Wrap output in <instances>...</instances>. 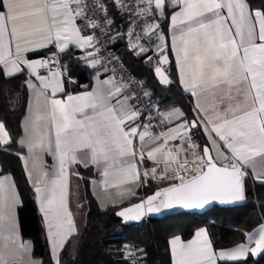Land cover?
<instances>
[{
  "label": "snow or ice",
  "instance_id": "6c2138e0",
  "mask_svg": "<svg viewBox=\"0 0 264 264\" xmlns=\"http://www.w3.org/2000/svg\"><path fill=\"white\" fill-rule=\"evenodd\" d=\"M115 2L121 4V0ZM98 6L106 11L105 6ZM85 7L83 0H0V77L11 78L26 67L44 89L26 82L36 92L20 143L26 145L32 160L29 179L36 173L33 187L40 198L55 264H60L59 252L76 230L68 208V166H96L109 197L134 195L129 185H135L141 177L134 162L138 155L136 138L141 145L146 137L154 144L160 142L146 158L163 164L159 179L171 177L178 183L150 196L147 209L140 203L118 212L124 221L139 220L145 213L162 209H202L213 202L229 205L243 201L248 169L264 184V10L253 11L246 0H137L139 16H154L159 11L163 17L167 8L179 9L171 16V45L181 83L185 91L197 97L196 108L203 113L204 131L216 152L213 156L208 146L192 143L190 135L186 148L168 146L171 140H184L191 128L199 127L198 121L158 135L149 130L150 125L138 124L141 112L128 103L134 97L121 98L119 86L57 98L58 92L65 91L62 73L50 71L51 79L42 76L37 69L47 67V62L30 61L22 53L53 43L60 52L69 47V42L80 48H95L93 35H82L76 24L77 17L85 16ZM122 7L127 9L126 4ZM88 26L98 25L89 20ZM158 27L148 24L145 34ZM159 39L158 49L163 51L165 38L160 35ZM131 46L138 48V55L146 51L143 45ZM94 55L88 52V56ZM98 62L93 60L92 66ZM160 63H168L167 55L160 57ZM155 72L162 84L170 83L159 66ZM221 86L225 87V96L218 101L216 90ZM201 97L208 101L207 106L199 102ZM166 116L171 120L184 114L174 109ZM10 143L9 133L0 122V145ZM182 152L188 154L181 158ZM44 155L57 162L48 171ZM139 159H145L143 152ZM151 174L157 178L155 167ZM20 203L10 177L0 178V264H43L32 258L31 244L21 240L16 214ZM252 242L255 247L240 244L217 253L207 230L200 229L190 240L175 236L169 244L173 264H218L264 255V226Z\"/></svg>",
  "mask_w": 264,
  "mask_h": 264
},
{
  "label": "trees",
  "instance_id": "16d2710c",
  "mask_svg": "<svg viewBox=\"0 0 264 264\" xmlns=\"http://www.w3.org/2000/svg\"><path fill=\"white\" fill-rule=\"evenodd\" d=\"M246 2L253 10H264V0ZM100 3L106 8V11L102 8L104 20L111 21L108 23L111 34L118 35L120 40L116 48L117 56L142 82L151 101L160 108H178L188 123L196 121L192 99L181 92L174 65L169 66L172 84L162 87L154 76V63L148 59L150 56L145 52L138 55V48H132L129 43V24L122 5L115 0H100ZM173 10L167 8L164 13L160 24L163 32L167 30ZM151 17L155 18L156 13ZM49 52L30 57H44ZM59 58L64 72L65 95L87 89L94 70L79 57L78 51L70 49ZM26 78L25 73L11 78L0 77V122L4 123L11 139L9 145L0 147V175L9 174L14 180L21 202L18 209L20 232L23 240L32 243V256L43 264H55L35 193L21 162L23 150L18 145L27 103ZM70 80L74 81L71 85ZM191 136L201 148L208 146L200 125L193 128ZM77 170L78 201L80 214L85 218V228L83 234L72 236L66 243L59 255L60 264H171L168 242L175 236L187 241L197 229L206 228L214 250L218 251L242 244L250 232L259 225L264 226V184L256 183L248 176L244 178L242 207L214 208L203 215L178 214L162 220H148L140 225L124 226L117 212L160 190L158 186H143L126 205L100 210L89 186L94 178L92 169L78 167ZM220 264H264V255L257 259L247 257L245 261Z\"/></svg>",
  "mask_w": 264,
  "mask_h": 264
},
{
  "label": "crops",
  "instance_id": "0c3cea01",
  "mask_svg": "<svg viewBox=\"0 0 264 264\" xmlns=\"http://www.w3.org/2000/svg\"><path fill=\"white\" fill-rule=\"evenodd\" d=\"M119 5L121 6V4H119ZM73 7H75V6H73ZM178 10L179 9H174L173 12L170 14L169 20H168L167 30L165 32H163L161 27H160V24L163 22V17L160 16L159 11H156V17L155 18L151 17L150 19H148V21L146 23V27H147L148 24H158L159 25V27L154 29V31L148 33L152 37V39L154 40V44H153V55H154V58L151 57V60L154 63L153 73H154V76H155L156 80L158 81L159 85H161L162 87H169L172 84V82H173L172 78H171V76L169 74V66L171 64L174 65L175 71H176L177 84H178L181 92L183 93V95L189 96L192 99L194 113H195V119H196V121L199 122L201 130H202V132H203V134L205 136V139L207 141L208 147L212 150L211 151L212 155L215 156L216 152L213 149L212 144L208 140L207 133L204 131V123H206V121H203V113H199L197 108H196L197 97H193L189 92L185 91V89L183 87V84L181 83L179 70H178V67H177V64H176V54H175V52L172 49V45H171V40H172L171 16ZM255 10H253V11H255ZM76 24L79 27L80 32H81L82 35H84V36L91 35V32H90L88 26L86 25L85 16L77 17L76 18ZM81 25H83V26H81ZM160 35H163L164 38H165L164 45H163V51H160L158 49V46L161 45V41L159 39ZM116 37L118 38V41L117 40L116 41L119 42L120 40H119L118 35H116ZM129 43H130V45L135 43V41H134L132 36L129 37ZM13 47H14V45H13ZM70 49H76L78 51V53H79V57L85 62L86 65H88V67H90L91 69L94 70V75L91 78V81H90V83L88 85V88L85 89V90H82L80 92H77V93H69L70 95H74V96L82 95V94H85V93L93 92L96 89L108 90V89H111L113 87V85H116V86H119V87L122 88L121 98L124 95H128L126 90H125V88L120 84V82H118L114 77H112V75L105 68L100 66L99 62L95 66H92L91 62L93 60L98 61V57L96 55L95 48H80L78 45L69 42V47L66 48L64 52H60L59 49L53 43V44H49L47 48L39 49V50H36V51H30V52H27V53H22V55L26 59H28L30 61H38V60H44V57H34V58H32L30 56L32 54L46 52V51L53 52V53H55V54H57L59 56L61 54H64V53L68 52ZM88 52H95V55L94 56H88ZM164 55H167V57H168V63L167 64H161L160 63V57L164 56ZM157 66H159L164 71V73H165V75H167L170 83L162 84L160 82V78L157 76V74L155 72V69H156ZM22 67H24V66H22ZM42 68H38L37 69V71H38V73L40 75H41V72H42ZM56 71H59V72L62 73L61 79L63 81L64 90H66L63 70H54V71H51V72H56ZM22 73H25L26 77H27L26 81H25V87H26V90H27V103H26L25 114H24V117L22 118V121H21V137L19 139L18 145L23 150V154L21 156V162H22V165H23L27 180H28L31 188L33 189V191L35 193L36 202H37V208H38V211H39V213H40V215L42 217V220H43V223H44V226H45V230H46V234H47V238H48V241H49L47 224H46V221L44 219V215H43V213L40 210V208H41L40 198L38 197V194L35 192V189L33 187V182L36 179V173L32 174V180H30L29 179V172L32 171V160H31V157H30V154L28 152V149H27L26 145L22 146L21 143H20V141L25 137V124H26L27 119L30 117L31 112H32V110L34 108V103L33 102H34L35 92H36V89L29 88L27 86L26 82L30 81L31 83L35 84L37 86V88H40V81L37 80L35 76H32L30 74V70L27 69L26 67H24V70L21 73H19V74H22ZM19 74H16L14 76H17ZM42 76H46L49 79H51L50 72L47 73V74H44ZM104 81H109V83L105 84V83H103ZM72 83H74V81L70 80L69 81V85H71ZM40 90L44 91L43 88H40ZM47 91H48V94L51 95L50 89L47 90ZM224 96H225V87L221 86L220 89L216 90V98L219 101L220 98H222ZM57 98L66 99L65 91L63 93H59L58 92L57 93ZM199 102L202 105H205V106H207V104H208V101L203 99V97L200 98ZM128 103L134 105L131 99L128 100ZM223 103L227 104L228 103L227 99H224ZM174 109H178V108H175L173 106H167V107H164V108H160L159 107L161 119H162L163 126H164V131L163 132H168L171 129H177L181 124H189V125L191 124V123H188L187 121H185L183 119V117L180 118V119H171V120H169L167 118L166 114L172 112ZM179 111L182 112L181 110H179ZM209 114H211V111L209 112ZM137 123L141 124V118L137 121ZM141 130H143V129L141 128ZM192 130L193 129L191 128L189 130V132L186 133L184 140H181L179 138L177 140H171V141H169L168 146L171 147V148H175V147H184V148H186L187 147V143H188L187 136L188 135L191 136V131ZM154 135H157V134H154ZM213 136H215L214 133H213ZM191 142L197 144L193 140L192 136H191ZM159 143L160 142L158 141L157 143L154 144V143H152L150 141L149 138L146 137L143 145H141V142L139 141L138 138L134 139V146H135L136 151L138 153V155L134 159V162L137 163V168H138L139 172L141 173L140 181L137 182L135 185H129V187H131L133 189V192L135 193L134 195L128 194V195H125L124 197H118L115 194H113L111 197H109L103 191L102 185L100 183L102 181L103 177L100 175V171H99V169L96 166L84 167L83 164H70L68 166V169H67V171H68V208H69V211L72 213V218L74 220L75 229H76L75 232L71 235V237L76 235V234H80V229H81L79 224L77 223V218H78V216L80 214V204H79V201H78V187H77V179L79 177V175H77L78 167L84 168V169H87V168L92 169L93 174H94V178L90 180V185L89 186H90L91 194L94 197V199H95L98 207L100 208V210H106L109 207L124 206L127 203H129L135 197L136 193L143 186L156 185V186H158L159 189H164V188L172 186L175 183H178V181H176L175 179H173L171 177H169L167 179H159V174H160V172L163 169V164L157 165L152 160H148L146 158L147 157V152L150 151L152 148L158 146ZM220 143H222V142H220ZM4 146H7V145H0V147H4ZM225 151H227V150L225 149ZM140 152H143L144 155H145V159L143 161H140V159H139V153ZM186 154H188V153L182 152L181 153V158H183ZM189 158H191L190 155H189ZM157 159H162V157L158 156ZM43 160L45 162V171L50 170L51 167L54 164L57 163L54 160V158L52 156H49V155H44ZM25 161H27V165H26ZM154 167L157 169V178H155V179L153 178V176L151 174V169L154 168ZM144 172H148L149 175L147 177H145L143 175ZM248 173L249 174L247 176L251 180H253L256 183L262 184V183L258 182L255 179L251 169H248ZM3 177H10L11 181L14 183V180H13L11 175H9V174L0 175V178H3ZM94 181H95V183H94ZM14 185H15V183H14ZM15 189H16V192L18 194L16 186H15ZM112 191L114 193L115 190H112ZM18 196H19V194H18ZM20 204L17 206V209H16L18 230H19V233H20L21 240L24 241V242L30 243L31 244V249H32V243L30 241L23 240L22 236H21L20 227H19V220H18V209L20 207ZM262 226L263 225H259L252 232H250L246 236L245 242H243L242 244H245V245H247L249 247H255V244H254V242H252V240L258 239L259 232H260ZM200 229L207 230L206 228H199L196 231H198ZM194 234H193V236H194ZM250 236L252 237V240L249 239ZM209 239H210V237H209ZM168 244H169V242H168ZM49 246H50V250H51V257L53 259L52 246H51L50 242H49ZM229 249H231V248H229ZM224 250H228V249H224ZM61 251L62 250H60V252ZM220 251H223V250H218L216 252L219 253ZM60 252H59V255H60ZM169 252H170V257H171V264H173V257H172L171 250H170V244H169ZM31 255H32V251H31ZM248 257H251L253 259H257L260 256H255V257L248 256ZM32 258L34 260L40 261L39 259H35L33 256H32ZM53 261L55 262L54 259H53ZM234 262L235 261H218V264H220V263H234Z\"/></svg>",
  "mask_w": 264,
  "mask_h": 264
},
{
  "label": "built area",
  "instance_id": "2783aa9c",
  "mask_svg": "<svg viewBox=\"0 0 264 264\" xmlns=\"http://www.w3.org/2000/svg\"><path fill=\"white\" fill-rule=\"evenodd\" d=\"M100 0H83L86 23L95 21L97 27H89L91 35L94 37L95 51L98 57L100 66L105 68L120 84L125 88L134 106L141 112V124L150 125V131L154 134H160L164 131L163 122L161 119L159 107L153 103L145 91L142 82L137 79L125 64L116 54V48L120 42L116 35L110 32L109 24L103 18V9ZM127 5V9L123 7L126 20L129 24V32L138 45H143L146 48L145 53L154 58L153 44L154 40L149 34H145L144 29L146 23L151 16L137 15V0H121V5ZM141 7V5H139ZM117 40V41H116ZM48 66L42 68L41 75L47 74L50 71L61 70L60 58L57 54L49 52L44 56V60ZM147 93V95H145Z\"/></svg>",
  "mask_w": 264,
  "mask_h": 264
},
{
  "label": "water",
  "instance_id": "95a60500",
  "mask_svg": "<svg viewBox=\"0 0 264 264\" xmlns=\"http://www.w3.org/2000/svg\"><path fill=\"white\" fill-rule=\"evenodd\" d=\"M181 186H183V185H181ZM161 190H163V189H160V190H157V191H161ZM157 191L153 192L152 194L146 196L145 198H143L142 200H139L136 203H133V204H130L128 206L123 207L118 212H120V211H122V210H124L126 208L132 207V206H134L136 204H140V203H143L144 204V208L147 209V207H148V205L146 203L147 199L150 196L154 195ZM243 205H244V200L243 201H238V202H235V203L229 204V205H221L218 202H213V203H211L209 205H206L202 209H184V208H181V207H174V208H171V209H162L158 213H151V214L145 213V215L141 219H139V220H130V221H124L122 217H119L118 215L117 216L120 218L122 225H124V226H132V225H140V224H142V223H144V222H146L148 220H162L164 218L171 217V216L178 215V214L203 215V214L207 213L208 211H210V210H212L214 208L234 209V208L242 207Z\"/></svg>",
  "mask_w": 264,
  "mask_h": 264
},
{
  "label": "rangeland",
  "instance_id": "374dc122",
  "mask_svg": "<svg viewBox=\"0 0 264 264\" xmlns=\"http://www.w3.org/2000/svg\"><path fill=\"white\" fill-rule=\"evenodd\" d=\"M77 223L79 224L80 226V234H83L84 232V228H85V218L79 214L78 218H77Z\"/></svg>",
  "mask_w": 264,
  "mask_h": 264
}]
</instances>
